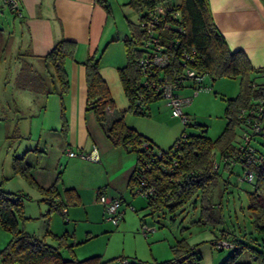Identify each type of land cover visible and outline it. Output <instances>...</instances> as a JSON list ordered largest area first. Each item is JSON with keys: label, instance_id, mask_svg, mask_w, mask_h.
I'll list each match as a JSON object with an SVG mask.
<instances>
[{"label": "trees", "instance_id": "1", "mask_svg": "<svg viewBox=\"0 0 264 264\" xmlns=\"http://www.w3.org/2000/svg\"><path fill=\"white\" fill-rule=\"evenodd\" d=\"M95 1L106 9L108 8L106 0ZM161 3H169L174 10V14L166 18L172 27L159 32L160 43L164 46V52L169 60L168 66L160 70L161 77L171 80L179 75L183 68L184 51H194V58L189 62L190 65L204 73L211 81L231 78L237 79L239 83L237 95L225 99L223 110L225 126L220 135L211 140L203 133L188 134L187 142L180 148L179 163L171 173L165 171L162 159L154 158L151 161V156L142 149V143H147L151 149L156 148L147 138L128 127L124 122L126 113L134 116H149V106L161 99L156 89L143 84L149 79L141 76L137 67L139 58L147 52V49L142 47L144 32L139 27V22L145 18L146 12ZM128 4L140 11L138 24L130 23L129 36L123 39L125 65L118 68V76L129 101V107L126 111L118 112L117 117L107 123V113L114 111L115 107L106 83L99 74V58L92 53L83 62L87 109L94 112L98 123L113 146L122 147L137 155V165L129 180V186L133 193L138 176L144 175L147 184L155 191L153 198H146L151 214L166 210L172 214L171 220L175 221L177 217L175 213L182 214L186 212L187 207L196 209L199 206L198 222L200 224L220 221L222 223L223 220L220 217L222 202H215L214 196L220 179L225 174L224 165L220 170L212 171V160L221 157L235 158L236 161L227 174L240 178L245 171L243 155L239 150L238 131L241 128V121L237 119V112L240 108L249 106L256 98L252 84L260 79L259 76L264 72V68H253L242 50L232 51L228 47L212 19L209 0H180L179 3H172L168 0H129ZM176 27H179L181 31H177ZM75 49V42L62 38L42 56L45 71L57 83L61 95L68 88L65 63L73 59ZM185 86H187L186 83ZM6 138L18 139L19 135L15 130L11 136L8 135ZM256 139L257 137L254 141ZM258 144L264 147V142L258 141ZM252 146L255 150L256 161L250 166L254 182L251 185L252 190L247 193L248 211L252 229L260 237L253 239L255 246H250L238 235H229L225 229H221L218 235L219 240L223 239L234 245V248H217L219 251L230 250V254L221 264H241L239 257L246 250L254 264H264V154L260 153L254 145ZM171 149L172 146L167 150L159 149V151L163 154ZM24 159V156L13 157L12 173L22 176L29 186L41 195L40 200L48 204V214L57 212L65 217L64 210L70 204H75L71 202L77 199L76 193L66 190L65 198L61 200L57 187L59 176L50 187L46 189L40 187L30 174V166L23 164ZM148 163L150 167L145 170L144 166ZM224 181V185L228 184L227 179ZM24 218L21 195L3 191L0 182V228L11 235L8 245L0 252L2 264H103L99 257L81 261L74 258L72 252L74 245L67 244V238L70 237L67 233L56 236L46 231L42 237H36L25 232L18 225V220ZM243 237L247 235L243 234ZM48 239L54 241L55 244L49 243ZM215 241L217 239L213 240L214 244ZM63 249L69 251V257H63ZM172 251L174 257L171 260L155 261L150 264H200V256L195 252V246H190L184 240L177 241L172 246ZM118 260L127 261V264H145L135 257L119 256L114 259L115 262Z\"/></svg>", "mask_w": 264, "mask_h": 264}, {"label": "crops", "instance_id": "2", "mask_svg": "<svg viewBox=\"0 0 264 264\" xmlns=\"http://www.w3.org/2000/svg\"><path fill=\"white\" fill-rule=\"evenodd\" d=\"M17 1L21 18L0 0V122L8 121L10 125L6 136L17 131L18 147L36 141L34 148L24 147L21 156L28 158L30 174L40 187H50L59 176L60 199L64 200L66 190L76 193L77 199L71 202L75 204L65 208V216L80 218L84 213L88 221L105 225L101 222L103 207L97 196L102 194L121 198L123 203H131V199L133 202L129 180L137 165V155L113 146L94 112L87 109L83 62L92 53L99 58V74L115 107L107 113V123H110L118 112L129 107L118 68L125 65L123 39L129 36L130 21L124 29H118L117 19L108 14L132 9L140 16V11L129 5V0H106L107 9L95 0ZM168 1L179 3L180 0ZM209 5L212 19L228 47L232 51L242 50L253 68H264L262 1L209 0ZM125 19L130 18L125 16ZM62 38L75 42L76 49L73 59L65 63L68 88L61 95L57 83L45 71L42 56ZM24 69L29 71L28 75L24 74ZM26 75L29 76L27 81H21ZM27 99L35 105L38 115L33 131L28 123L21 122L24 123L21 133V123L17 120L20 116L9 109H15L19 115V101ZM162 106L168 108L166 103L158 105ZM150 115L149 106V116L126 113L124 122L154 145L157 142L148 126L155 118ZM92 149L97 151V161L79 156ZM69 152L75 156H69ZM130 194L132 198L128 197ZM126 214L127 211L123 227L130 218Z\"/></svg>", "mask_w": 264, "mask_h": 264}, {"label": "rangeland", "instance_id": "3", "mask_svg": "<svg viewBox=\"0 0 264 264\" xmlns=\"http://www.w3.org/2000/svg\"><path fill=\"white\" fill-rule=\"evenodd\" d=\"M264 4V0H261ZM109 13V12H108ZM117 19L118 29H124L125 25L138 24L139 12L114 11L108 14ZM134 15V16H133ZM125 16L130 18L128 21ZM133 16V19H132ZM29 71L24 69V74ZM23 76L21 81H27L29 76ZM257 79L256 82H260ZM207 89L200 91L193 96L190 88H183L179 91L182 96L192 97V101L184 107V114H187L189 125L186 127L188 134H202L207 138L214 140L222 132L225 126L223 110L225 99L233 98L237 95L239 83L237 79L221 78L211 81L208 77L204 80ZM32 102V101H31ZM28 99L19 101L17 107L19 115L15 109H9L11 113L20 116L18 122L25 121L30 125L31 131L38 115L35 105ZM164 105L165 100L160 99L150 105L152 118H155L148 126L156 142L153 146L156 149L167 150L173 145V142L179 137L184 126L178 118L171 114L170 108ZM6 113V110H2ZM21 112V113H20ZM15 118V117H14ZM16 119V118H15ZM30 121V124H29ZM27 125V124H26ZM10 125L8 121L0 122V182L1 189L5 192L20 194L23 199L24 219L18 220L19 228L36 237H42L46 231L61 236L68 232L73 233L72 237L67 238V243L74 245L72 252L77 260H85L91 257H99L103 264H115L114 259L119 256L126 258L135 257L145 264L153 262H164L174 257L172 246L179 240H184L190 246H195V252L200 256V264H221L230 254V250L223 249L219 251L213 240L219 241L218 235L221 229H225L229 235L235 234L250 246H255L253 239H258L251 225V217L248 211L247 193L252 190V186L238 181L235 175H228L230 167L224 166L222 179L215 190L214 201L222 202V212L220 222H207L200 224L199 206L196 209L186 208V212L177 214L176 220L172 221L170 212L160 211L151 214L147 207V199L134 194V200L131 203H123L121 210L127 211V225L122 226L124 214L117 226L106 220L103 210L101 225L99 221H88L83 213L80 218L62 216L57 212L48 214V204L40 200L41 195L19 174L12 173L13 157H21L23 148L31 146L34 148L36 141L31 140L22 147H18L20 138H5ZM24 129V123H21V133ZM20 133V132H19ZM12 133L10 134V136ZM253 144L256 149L264 154V147L259 146L257 137ZM28 163V158L24 159L23 164ZM228 184L224 185L225 181ZM219 196L221 198L219 199ZM132 198V195H128ZM133 207V211L131 210ZM133 217V219H132ZM218 218V217H217ZM220 220V218H218ZM153 228V231L147 233V237L142 234V226ZM247 235V237H243ZM69 235V234H68ZM11 239L9 232L0 228V252L3 251ZM223 240V239H221ZM227 243L226 240H223ZM49 243H54L48 239ZM229 243V242H228ZM55 244V243H54ZM217 246V245H216ZM63 257L70 256L68 250H62ZM241 264H254L249 252L243 251L239 257ZM0 264H2L0 256Z\"/></svg>", "mask_w": 264, "mask_h": 264}, {"label": "built area", "instance_id": "4", "mask_svg": "<svg viewBox=\"0 0 264 264\" xmlns=\"http://www.w3.org/2000/svg\"><path fill=\"white\" fill-rule=\"evenodd\" d=\"M2 2L17 18H21L20 6L17 0H2ZM173 14V7L169 3L158 4L152 10L146 12L145 18L139 22V27L144 32L142 47L146 48L147 52L139 58L137 63L141 76L150 80L144 81L143 84L156 89L160 93L161 99H164L166 105L170 108L172 116L178 118L184 126L183 131L173 143L172 149L167 153L162 154L159 150L151 149L147 143H142V149L147 155L151 156V161L154 158L162 159L165 171L168 173L173 172V169L178 165L181 158L180 148L187 142L188 138L186 127L189 125V119L187 114H184L183 109L192 101L193 96L207 89L203 85L207 76L193 68L189 63L194 58V51H184L183 68L179 75H176L171 80L161 77L162 73L160 70L168 66L169 60L166 52H164V46L160 43L159 32L165 28L172 27V24L166 18ZM175 29L179 32L181 31L179 27ZM259 77L261 81L252 84V90L255 92L256 98L249 106L240 108L237 112V119L241 121V128L238 131L239 150L241 155H243L242 160L245 167V171L238 178V181L249 185L254 182L253 173L250 169V166L256 161L255 150L252 146L255 143L254 139L259 137L264 142V72ZM185 83L187 86H185ZM181 87L190 88L193 91V96H182L179 93ZM68 155L75 156L73 152H69ZM79 156L91 161L98 160L96 149H92L88 153H81ZM234 161H236L235 158H213L212 171L220 170L223 165H228L231 168ZM149 167L150 163L145 164L144 169H149ZM133 194L145 199L154 197V188L147 184L143 174L138 176ZM97 201L103 207L106 220L117 226L124 214V211L121 210L123 204L121 198H108L105 195L98 194ZM130 208L133 211V207L130 206ZM153 230V228L146 226H142L141 229L145 237L148 232ZM214 245L216 248H234V245L223 240L215 241ZM115 264H127V261L118 260Z\"/></svg>", "mask_w": 264, "mask_h": 264}]
</instances>
